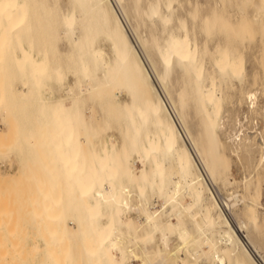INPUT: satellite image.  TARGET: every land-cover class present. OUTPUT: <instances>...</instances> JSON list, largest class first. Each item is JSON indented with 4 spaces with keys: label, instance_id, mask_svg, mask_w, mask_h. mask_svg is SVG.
<instances>
[{
    "label": "bare ground",
    "instance_id": "bare-ground-1",
    "mask_svg": "<svg viewBox=\"0 0 264 264\" xmlns=\"http://www.w3.org/2000/svg\"><path fill=\"white\" fill-rule=\"evenodd\" d=\"M253 3L256 13L232 22L215 5L207 12L198 2L182 8L180 0H68L66 7L61 0H0V81L4 61L20 84L0 82V107L9 94L22 120L33 112L29 146L39 125L42 163L61 171L67 190L66 213L61 202L45 213L62 244L58 259L48 251L52 264H78L71 253L78 240L84 264H264V236L252 231L257 200L245 205L246 222L234 225L227 210L236 200L212 188L228 152L250 161L264 142V130L259 144L257 135L239 131L221 136L231 116L239 121L230 104L248 100L254 108L256 93L264 98V1ZM224 27L231 38L223 44L217 36L213 50L210 38ZM256 30L260 55L253 53L249 70L241 36ZM90 100L102 112L95 122L83 111ZM14 121L2 122L10 131ZM259 152L257 170L264 166L263 147Z\"/></svg>",
    "mask_w": 264,
    "mask_h": 264
},
{
    "label": "rangeland",
    "instance_id": "rangeland-1",
    "mask_svg": "<svg viewBox=\"0 0 264 264\" xmlns=\"http://www.w3.org/2000/svg\"><path fill=\"white\" fill-rule=\"evenodd\" d=\"M61 1H62V4L65 5V7H66L68 4V0H61ZM182 1L183 0H180V3H181L180 7H182V8H184V6H185L186 9L187 8L190 9L191 4L198 2L200 4L201 8L207 12H211L212 11L211 9L215 5L214 8H217L218 10H220L221 14L224 17H226L227 19L230 17L233 18L235 16L233 19L230 18V20L232 22H236V20H238V18L247 17V15L251 16L253 14V12L256 13L255 12L256 6L254 5L255 3H253L254 0H212V1L211 0H195V2H193L194 0H189V3H191L190 5H189L188 1H185V0L183 2ZM207 1L211 4H213V6L211 4H209ZM206 2L208 4L204 5ZM187 3H188V7L186 5ZM221 3L223 4V7L225 6L224 8L222 7ZM176 7H178V6H176ZM180 7H178V8H180ZM208 8H210V9H208ZM229 11L231 12V15H233V14L234 15L231 16V15L227 14V12L230 13ZM234 11H237L238 14H240V15L242 14V15L240 16L237 13H235ZM261 21L264 22V15L261 16ZM223 29L224 30H221V33H219L220 35L215 34V36H212L213 38L212 37L210 38L211 39L210 41H212L211 44L213 45V46L210 45V42H209V46L211 48L215 47L214 44H215V40L217 39V36L221 37V39L224 38L223 39L224 41L222 40L223 44L228 43L229 39L231 38V36H230L231 32H228V31L225 32V27ZM142 30H141L142 36L144 34V37L147 38L148 37L147 30L146 29L144 30V28ZM160 31H161L160 29L156 30L158 35H165L164 32L161 31L162 32L161 33ZM223 32H224V34H223ZM145 33H147V35ZM244 34L247 36H244ZM242 35L243 36H241V37H242V41H243L242 44L243 45L241 44V47L245 46V47H243V51H245L249 47L246 50L247 52H244L247 54V55L244 54V57H247V58H245L246 67H247V69L250 70L251 66H253V63L255 61L254 58H256V56L260 55L259 54L260 49L258 50V47H257L260 33L258 30H256L254 33L252 32V35H251L250 32L245 31ZM249 35L251 37L245 38V37H248ZM255 36H257V39L256 38L254 39ZM62 37L65 38V36H63V34H62ZM212 39H214V41ZM245 39H248L249 41L246 40L247 42H244ZM252 39L256 40V41H254L255 43L253 42ZM250 42L252 44H245V43H250ZM66 43H67V41L64 40L60 44V47L63 51H66L67 47L69 49V44L68 43L66 44ZM66 45H67V47H65L66 48L65 49L63 46H66ZM101 45L108 54L111 53L110 47L107 44V42L103 41V42H101ZM247 45H249V46H247ZM250 46H251V48H250ZM252 47L254 48L253 49L254 52L252 50L249 51V49H252ZM212 49H210V50L213 51L214 49L213 50ZM253 53L258 54V55H255ZM253 55H255L254 58H253ZM248 56H249V58H248ZM207 57L209 58L210 55H206V58ZM208 58L206 60L207 63H208V61H210V60H208ZM2 63H3V65H2L3 67L1 66L2 67V69H1L2 70V80L1 81H5V83H6L7 81L10 80L9 81L10 83L14 82L11 85H13V86L14 85H20L18 82L19 80H18L17 76L15 78V74H13L14 70L13 71L9 70L8 69L9 65L7 64V66H6V63H4V61ZM208 64L210 65V62ZM208 64H206L207 67L209 66ZM3 69L5 72L3 71ZM11 71H12V74L10 73ZM5 73H6V75L4 76ZM7 74H11V75H7ZM99 74L101 75V73H99ZM70 80L72 81L73 78L70 77ZM8 84L9 83H6L7 86H9ZM249 89L251 90V88L246 87V90H249ZM238 93H239V95H238ZM240 93L243 96L242 92L237 91V98H243L240 95ZM261 96L262 95L260 92L256 93V97H255V104L256 105H254V108H251L250 106H249L250 108L248 107V105H250L248 100H247V103L245 102L242 104L237 103L235 100L234 106H233V104H230V107H232L234 110L238 109L237 112L239 114L237 113L238 114L237 119H239V121L237 122V120H235L234 116H231L229 118V120L226 121L225 131H227V132H225L224 134L221 135L222 139H225L226 135L228 133L229 134H235L237 131H239L238 134H241V136L252 135V137H253V136L257 135L256 139H257L258 144H259L260 140L263 141L262 138H260L261 135L257 134L261 130L262 131L264 130V113L261 114L262 112H264V107H262V106H264V98H263V96L262 97ZM10 97L11 96L9 94L8 95L6 94V100L8 102L10 101ZM120 98H121V100H125L128 97L125 94V92H122V94L120 95ZM6 100L4 101L3 108L0 107V110L4 109L6 107L3 112H4V114L5 113L7 115L9 114V116H6L4 114H1V113H3L2 110L0 111V264H52L50 261L51 252L55 253L57 251L55 254L53 253L54 257H56L55 259H58V257H60V255H58V254H61V256H63V254L61 253L62 248H60L62 244L59 243V242H61V240L60 241L56 240V238L57 239L59 238L56 236V234H58V231H54L53 232L54 235H53V233H52V235H50L51 234L50 232H52L53 229H56V228H54L56 222H52L50 220L49 215L51 214V212H50L51 209L52 210L54 209L53 205L55 207L59 202L62 203L61 206H62L63 215H64V213H66L65 211L68 209L66 207H69L68 200L66 198L67 197V190H65L66 188L64 187L65 182L63 181L64 179H62L61 171L60 172L55 171L54 172L55 174L50 173L49 171H47L46 165L44 166V164H43L44 163L43 158H44L45 150H44V146H43V141L41 140L42 139V137H41L42 132L41 131L39 132V130H40L39 125H36L38 127L35 129V132H34L35 137H33V138H35L34 141L36 140L35 143L38 144V142H39L40 144H38V145L36 144V146L33 150H31L32 146L31 145H30L31 147L29 146L30 140L28 137L30 136L31 133L27 129L29 128V126L34 127V125H32V124H34V122L36 121V116H34V114L32 112L31 115H29V117H28L29 119L28 118L25 119L26 118L25 117L22 120V118H20V116L17 115V113L20 114L17 111L18 110L17 104H13L14 103L13 101H12L13 103L11 101L9 103H7ZM5 104H6V106H5ZM97 104L98 103L95 100L94 101L90 100L86 104V106L83 108L84 113L86 112L85 113L86 117L89 120L94 121V122L97 119L102 117L101 109H100L99 105L97 106ZM8 105L10 106L9 107L10 109L8 108ZM91 107L94 108V111L92 113H90L91 109H89ZM261 108H263V109H261ZM6 109L8 112H5ZM256 109H258L259 112ZM89 110H90V112H88ZM257 112H258V114H257ZM2 115L5 116V118H3ZM17 117H19L20 120ZM33 117L35 120H33ZM10 118H12V120H10ZM14 119L16 120V122L14 121ZM30 119H31V122H30ZM25 120H27V121H25ZM234 120H235V122H234ZM2 121L7 122L9 124H10V122L14 121L15 124L12 123L13 124L12 126H14V128H10L11 130L8 131V128L4 125V123ZM192 127L195 130L193 124H192ZM19 131H20V133L22 131L21 134L19 133L20 135L18 134ZM13 136L17 137V138H14ZM23 137H24V140H23ZM26 138H27V141H26ZM38 139H40V140L38 141ZM40 141H42V142H40ZM260 144L263 147V154H264V142H262V143L260 142ZM258 146H259V151H260L262 149V147L260 145H258ZM259 151L257 150L253 154L254 156L252 155L253 159L250 161L248 160L249 162L246 161L247 159H243V157L241 158V157H238L234 154H232L233 155L232 156L228 152L229 157H226L222 167L221 166L219 167L217 174H216L217 180H216V183L214 185H212V188H213V191L215 192V194L219 198L225 199V201H227L226 199H228V200L231 199L230 201H232V202H233V200L234 201L236 200V204L233 207H231L230 210H227V214L229 216V219L234 225H238V223L240 221H245L244 217L242 216V212L245 208V205L250 204V203H254V201L257 200V202H255V205L257 203V205L255 206V210H257L256 213L258 214V215L256 214L257 219H258L257 220L258 223H257L256 227L254 226L255 228L253 226H250L248 228L251 230V228L253 227L252 231H253L254 235L256 233L261 234L260 232H263L262 235H260V236L258 234L255 235V236L262 238V236H264V173H263V169H262L264 166L260 165L258 167V170H257V168L255 169V167L253 168V166L255 165V160H257L258 157L260 156ZM4 155H5V157H4ZM244 160L246 163L244 162ZM2 161H4V162H2ZM241 161H242V163H241ZM251 164H252V168H251ZM263 164H264V162H263ZM261 166H262V168H260ZM255 175L259 178V179H257L259 182H257V180H256L257 177ZM53 176H56V177L53 178ZM59 178L62 179L61 182H60ZM58 184H59L60 188L58 187ZM42 186H44V188ZM63 187H64V189H63ZM55 188H56V190H55ZM254 188H256V189H254ZM39 190H41V191H39ZM55 192H57V193H55ZM43 193H45V195L47 193V196H45ZM256 193L257 194L260 193V195H257ZM250 195L252 197H250ZM30 196L32 197V199L30 198ZM51 196L54 197V199ZM235 196H236V199H235ZM258 196H259V198H258ZM255 197H257L258 199H256ZM58 198H59V201L57 202ZM250 198H252L253 200L252 199L250 200ZM51 199L53 201H51ZM54 202H56V203H54ZM32 206H34V207H32ZM44 206L46 208H44ZM33 208H37V210H35V209L33 210ZM39 209L41 210L40 211L41 213L39 212ZM47 209H49V210H47ZM37 211H38V214H36ZM46 211L49 212L50 214H45V213H47ZM47 217H49V218H47ZM36 219H37V221H36ZM44 219H46L45 222H44ZM41 223H42V226H41ZM70 224H71L70 226H72V227L74 226V224L72 222H70ZM47 227L49 229L51 228L52 231L50 229V231L48 232ZM44 234H49V236L47 235V237H46V238H49L48 240H46V238H45L46 235L44 236ZM59 236L61 237L60 234H59ZM77 238L75 237L74 240H78ZM263 239L264 238H262V240ZM54 240H56V241H54ZM56 242H58V244ZM75 242H77L79 245V240L74 241V242L72 241V243L74 244V247H73V244L71 243V245L73 247V248L71 247V249H72L71 253L75 257L74 259L78 258V260H79L78 264H81V263L84 264L83 262H85V259L82 262V260H81L82 256L80 255L79 247H78V249L75 248V246L77 247V244ZM59 244H60V246H59ZM51 245L53 247H56V246H59V247L55 248L56 250H54V248ZM48 246H50V247H48ZM48 248H49V250H47ZM48 251H51V252H48ZM260 254L262 257H264V244L260 249ZM74 262L77 263V259L74 260ZM226 263H228V260ZM134 264H139V263L135 262Z\"/></svg>",
    "mask_w": 264,
    "mask_h": 264
}]
</instances>
